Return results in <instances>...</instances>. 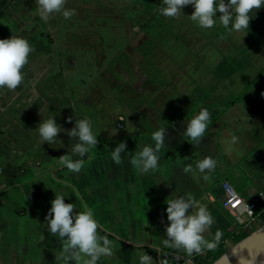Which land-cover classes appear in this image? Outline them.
Masks as SVG:
<instances>
[{
    "label": "crops",
    "instance_id": "obj_1",
    "mask_svg": "<svg viewBox=\"0 0 264 264\" xmlns=\"http://www.w3.org/2000/svg\"><path fill=\"white\" fill-rule=\"evenodd\" d=\"M247 34L248 39L240 41ZM172 48L165 46L164 50L177 57L179 51ZM134 50L141 53L143 47ZM186 50L185 54L198 55V60L172 65L173 71L186 70L187 77L181 71L168 84H156V89L162 88L160 93L155 89L145 93L146 100L138 101L137 108L129 100L121 139L104 141L98 137L79 172L59 164L58 157L71 147L66 133L59 134L65 147H51L47 142L41 146L39 133H33L32 143L22 155L14 143L0 141V264H61L56 259L62 247L60 238L47 232L44 221L55 192L63 193L77 211L84 205L90 207L101 225L99 234L115 241L112 255L101 257L98 264H138V254L143 251L153 255L156 264L165 252L188 255L162 243L168 223L163 211L166 199L184 193L208 203L216 218L211 231L220 228L223 233L217 247L228 249L250 230L237 222L233 209L224 206V181L258 214V226L252 225L251 230L264 224V6L250 20L249 32H237V49L209 42ZM226 53L237 56L227 57ZM210 55L216 60L211 61ZM136 59L135 70L144 65L140 54ZM197 69L214 77L199 76ZM189 70L193 78L188 77ZM142 81L137 87L140 92L146 83ZM202 107L209 109L210 123L196 143L183 131L186 120ZM72 112L69 116L75 117L77 112ZM64 120L60 123L70 128L72 124ZM159 127H166L168 134L158 168L141 172L131 160L144 144L152 143L151 134ZM232 135L238 141L229 147ZM123 140L128 150L115 164L110 154ZM205 155L217 160L210 180H204L198 171H184L186 164L194 165Z\"/></svg>",
    "mask_w": 264,
    "mask_h": 264
},
{
    "label": "rangeland",
    "instance_id": "obj_2",
    "mask_svg": "<svg viewBox=\"0 0 264 264\" xmlns=\"http://www.w3.org/2000/svg\"><path fill=\"white\" fill-rule=\"evenodd\" d=\"M163 6V0H67L65 7L74 9L71 17L60 11L45 21L38 15L36 0H0V37L25 35L32 45L21 84L14 90L0 89V141L14 143L21 155L27 152L33 133L38 134L39 109L44 118L49 110L53 115L58 112L59 123L75 111L78 118L90 119L102 140L119 141L124 127L120 117L128 101L132 99L137 108L146 100L145 93L154 89L160 93L156 84H168L181 71L184 76L186 70L173 71L172 63L194 61L198 55L185 54L188 47L210 42L237 49V32L219 22L200 27L189 16L191 5L176 17L164 16ZM244 38L248 34L240 41ZM165 46L178 50L177 57ZM129 47H143V52ZM139 54L144 65L135 70ZM197 70L199 76L214 77ZM187 73L193 76V71ZM142 80L144 92L137 90ZM67 141L70 145L71 139Z\"/></svg>",
    "mask_w": 264,
    "mask_h": 264
},
{
    "label": "clouds",
    "instance_id": "obj_3",
    "mask_svg": "<svg viewBox=\"0 0 264 264\" xmlns=\"http://www.w3.org/2000/svg\"><path fill=\"white\" fill-rule=\"evenodd\" d=\"M66 2L67 0H36L39 17L47 21L52 14L60 11L65 18L71 17L74 9L65 7ZM163 4L160 11L164 16L176 17L184 13L186 6L191 5L194 10L189 16L200 27L211 28L219 22L229 31L242 32L249 29L250 20L256 16L257 10L264 6V0H163ZM31 51L32 45L25 35L0 37V89L14 90L21 84L25 75L23 69ZM39 111L42 119L36 129L40 145L47 142L51 147H65L59 134L66 133L72 138L71 147H67L68 151L58 157L59 164L70 171L79 172L86 163L84 158L92 146L98 143V136L93 131L90 119L78 118L77 115L75 118L68 116L65 119L72 126L65 128L56 119L58 112L53 115L49 110L47 117L44 118L41 109ZM210 116L209 109L202 107L198 113L186 120L184 135L189 140L199 143L210 123ZM120 119L124 117L121 116ZM118 129L113 130L111 135L116 134ZM167 134L166 127H159L153 131L152 143L144 144L135 153L131 163L141 172L155 171L158 168L161 149L166 146ZM237 141L238 137L232 135L229 147ZM127 150V144L123 140L111 151L112 161L119 164L121 154ZM216 166L217 160L211 155H205L197 159L194 165L186 164L184 171H198L203 175V179L208 181ZM50 204L44 221L47 232L60 238L62 247L56 259L61 264H98L101 257L112 255L115 241L108 235L99 234L98 229L101 225L90 207L84 205L82 210L77 211L72 201L66 202L65 195L57 192ZM163 211L166 212L168 221L164 228L163 245L183 249L189 257L193 253H202L217 247L223 233L220 228H216L214 233L211 231L216 218L212 215L207 202L197 199L190 193L178 194L170 199L167 197L166 208ZM138 264H156V258L143 251L138 254ZM159 264H169V261L161 257ZM246 264H257V255L250 254Z\"/></svg>",
    "mask_w": 264,
    "mask_h": 264
},
{
    "label": "built area",
    "instance_id": "obj_4",
    "mask_svg": "<svg viewBox=\"0 0 264 264\" xmlns=\"http://www.w3.org/2000/svg\"><path fill=\"white\" fill-rule=\"evenodd\" d=\"M223 187L227 193L223 204L224 206L230 207L234 210L237 222H239L243 228L250 231L252 225L258 226V214L254 211L253 206L248 204L240 193L227 181L223 182ZM164 258L169 261V264H186V261L190 264L195 260V255H191V257H189L181 251H170L165 252Z\"/></svg>",
    "mask_w": 264,
    "mask_h": 264
},
{
    "label": "water",
    "instance_id": "obj_5",
    "mask_svg": "<svg viewBox=\"0 0 264 264\" xmlns=\"http://www.w3.org/2000/svg\"><path fill=\"white\" fill-rule=\"evenodd\" d=\"M250 254L257 255V264H264V224L249 231L211 264H246Z\"/></svg>",
    "mask_w": 264,
    "mask_h": 264
},
{
    "label": "trees",
    "instance_id": "obj_6",
    "mask_svg": "<svg viewBox=\"0 0 264 264\" xmlns=\"http://www.w3.org/2000/svg\"><path fill=\"white\" fill-rule=\"evenodd\" d=\"M249 232H245L243 235L239 236L237 238V241H240L244 237L248 235ZM227 249L218 248L216 247L213 250H207L204 254H200L197 257H195V260L190 264H211L213 261H215L218 257H220Z\"/></svg>",
    "mask_w": 264,
    "mask_h": 264
}]
</instances>
